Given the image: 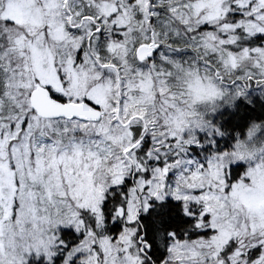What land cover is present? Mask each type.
<instances>
[{
  "label": "snow or ice",
  "instance_id": "1",
  "mask_svg": "<svg viewBox=\"0 0 264 264\" xmlns=\"http://www.w3.org/2000/svg\"><path fill=\"white\" fill-rule=\"evenodd\" d=\"M0 264H264V0H0Z\"/></svg>",
  "mask_w": 264,
  "mask_h": 264
}]
</instances>
